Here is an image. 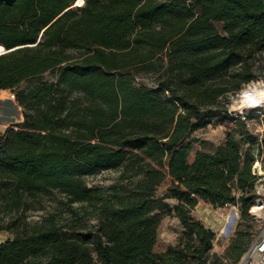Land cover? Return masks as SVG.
<instances>
[{
  "label": "trees",
  "instance_id": "1",
  "mask_svg": "<svg viewBox=\"0 0 264 264\" xmlns=\"http://www.w3.org/2000/svg\"><path fill=\"white\" fill-rule=\"evenodd\" d=\"M78 1L0 0V90L33 81L16 94L24 120L0 130V229L13 234L0 264H215L216 233L193 210L235 204L252 219L255 152L233 132L261 146L247 122L263 112L229 103L259 77L264 0ZM212 123L226 141L190 161ZM106 170L111 183L88 182ZM56 193L55 211L30 218ZM165 215L181 230L157 251Z\"/></svg>",
  "mask_w": 264,
  "mask_h": 264
},
{
  "label": "rangeland",
  "instance_id": "2",
  "mask_svg": "<svg viewBox=\"0 0 264 264\" xmlns=\"http://www.w3.org/2000/svg\"><path fill=\"white\" fill-rule=\"evenodd\" d=\"M80 0L79 4H83ZM2 52V50H0ZM261 68L259 69V77L251 82L264 80V52L260 56ZM54 75L50 72L45 73V79H51ZM135 82L139 85L145 83L147 85H152L154 83L156 74H140L136 76ZM33 81H24L16 89H11L15 94L19 88H25L30 86ZM249 83L245 84L247 86ZM10 89L0 90V130L5 131L10 126H17L20 122L24 120L23 107L19 104L18 99L12 100L9 98ZM232 101L229 103V108L233 113L241 114L240 111H235L236 105L240 99L239 96H231ZM251 110H260L263 112L261 116L253 121L247 122V128L253 135L263 138L264 137V107L261 108H245L243 112ZM7 117V118H6ZM227 126L220 123H212L209 126L195 131L191 135L193 140L192 151L190 153L189 159L193 161L194 156L197 151H213L218 145L224 143L227 139L226 134ZM236 139L241 142V146L244 150L249 147L253 148V152L262 151L264 144L258 146L257 143H251L248 140H243V135L241 131L233 132ZM118 172L116 170H106L102 171L96 175L88 177V182L91 184H101L107 185L111 183ZM171 179L167 178L157 189V195L161 196L166 192V188L170 184ZM62 195L60 193L52 194L50 196H45L44 205L45 208L41 210H32L29 212L30 218L38 219L42 214L48 211H55L58 207ZM237 210V220L234 222L233 228L230 231H226L227 217L232 212ZM193 215L202 220L205 225L214 230L216 237L213 242L212 252L216 255L214 258L215 264H240L243 259L244 253L239 258H237V249L234 246L235 240L238 238V231L240 227L245 229L247 233L244 234V238H250V244L255 240L256 236L260 232L261 223L254 220L253 218H248L246 220L242 219V212L239 205L229 204L224 207L215 208L209 203L200 201L198 205L193 210ZM181 226L177 218L165 215L164 219L158 229V241L155 246L157 251H163L169 244H175L177 242L178 235L180 234ZM13 234L7 230L0 229V241H5L12 238ZM100 264V263H98Z\"/></svg>",
  "mask_w": 264,
  "mask_h": 264
},
{
  "label": "built area",
  "instance_id": "3",
  "mask_svg": "<svg viewBox=\"0 0 264 264\" xmlns=\"http://www.w3.org/2000/svg\"><path fill=\"white\" fill-rule=\"evenodd\" d=\"M1 50L2 52H4L5 48L3 47ZM9 93V98L12 100H16L15 92L10 90ZM242 115V118L246 119L247 113L242 112ZM254 158L255 161L252 166V172L255 176V192L257 198L255 203L250 207L249 214L254 220L261 223V228L255 240L252 242L249 249L244 254L240 264L251 263L256 255L260 256V261L264 264V149L262 151H256L254 153ZM255 208L258 209L254 210Z\"/></svg>",
  "mask_w": 264,
  "mask_h": 264
},
{
  "label": "clouds",
  "instance_id": "4",
  "mask_svg": "<svg viewBox=\"0 0 264 264\" xmlns=\"http://www.w3.org/2000/svg\"><path fill=\"white\" fill-rule=\"evenodd\" d=\"M238 96L240 102L232 110L242 113L245 108L264 105V80L250 82L249 85L241 89Z\"/></svg>",
  "mask_w": 264,
  "mask_h": 264
},
{
  "label": "bare ground",
  "instance_id": "5",
  "mask_svg": "<svg viewBox=\"0 0 264 264\" xmlns=\"http://www.w3.org/2000/svg\"><path fill=\"white\" fill-rule=\"evenodd\" d=\"M2 48H3V47L0 46V50H1ZM239 102H240V99H239L238 103H239ZM261 107H264V105H260V106L254 107V108H261ZM6 118H7V117H6ZM257 209H258V208H255L254 210H257ZM235 213H237V210L232 211V212L228 215V217H227L226 231L229 230V225L233 222V218H234Z\"/></svg>",
  "mask_w": 264,
  "mask_h": 264
},
{
  "label": "crops",
  "instance_id": "6",
  "mask_svg": "<svg viewBox=\"0 0 264 264\" xmlns=\"http://www.w3.org/2000/svg\"><path fill=\"white\" fill-rule=\"evenodd\" d=\"M249 264H263V263L260 261V256L256 255L254 260H252V262Z\"/></svg>",
  "mask_w": 264,
  "mask_h": 264
},
{
  "label": "water",
  "instance_id": "7",
  "mask_svg": "<svg viewBox=\"0 0 264 264\" xmlns=\"http://www.w3.org/2000/svg\"><path fill=\"white\" fill-rule=\"evenodd\" d=\"M237 215H238V212L235 213L234 218H233V222L229 225L228 231H230L233 228L234 222L237 220Z\"/></svg>",
  "mask_w": 264,
  "mask_h": 264
}]
</instances>
